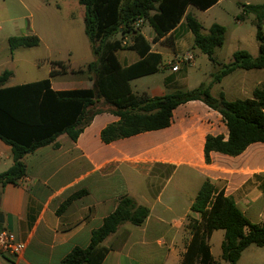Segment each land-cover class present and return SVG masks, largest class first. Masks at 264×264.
<instances>
[{
    "label": "crops",
    "instance_id": "0c3cea01",
    "mask_svg": "<svg viewBox=\"0 0 264 264\" xmlns=\"http://www.w3.org/2000/svg\"><path fill=\"white\" fill-rule=\"evenodd\" d=\"M225 2L236 7L235 19L241 11L240 5L264 7V0H218L207 10H198L207 13ZM190 7H187L186 14H191L188 12ZM246 21L253 25L256 39L254 16L248 14L243 21L236 19L238 24ZM214 23L221 25L217 21ZM138 31L150 45V51L161 55L158 72L148 76L162 72V89L160 93L152 87L135 90L132 83L143 78L140 77L130 81L133 93L153 98L178 90L189 91L202 83V80H196L195 85H189L188 76L179 75L183 65L178 72L170 69L169 63L176 55L192 54L191 51L197 49L193 46L194 36L187 28L184 17L158 40H155V33L147 20ZM207 31L202 34H207ZM121 50L116 55L122 66L139 60L134 51ZM132 52L136 56H132ZM249 54L257 58L259 48L257 53ZM212 57L216 68H221L222 63ZM211 72L204 76V79H210L209 83L214 75ZM12 76L13 73L3 87L16 85L10 84ZM54 78H50L53 90H71L55 89ZM262 83L264 68L236 69L213 83L210 94L215 99L222 96L228 102L249 99ZM92 87L93 81L87 75L85 87L77 89ZM118 120V117L103 110L93 117L76 141L61 134L53 143L24 156L26 176L16 184L0 187V231L14 233L17 240L25 244V249L17 257L0 251V264H61L72 249L88 246L92 231L102 225L104 218L114 211L123 196L147 207L149 215L142 225L124 223L107 237L103 246L108 248V252L101 264H181L191 238L185 222L189 218H197L190 207L206 180L213 184L216 192L223 191L225 196L232 198L252 224H263L264 145L251 144L235 157L212 152L209 163L205 161L203 148L206 137L221 135L226 140L228 136L218 111L201 101H189L173 110L167 128L109 144L102 143V129ZM156 164L174 166V171L160 192L154 195L149 187V178ZM12 165L11 147L0 139V174ZM177 174L192 187L193 195L187 196L176 187L167 192L168 185ZM236 264H264V246L250 245L242 251Z\"/></svg>",
    "mask_w": 264,
    "mask_h": 264
},
{
    "label": "trees",
    "instance_id": "16d2710c",
    "mask_svg": "<svg viewBox=\"0 0 264 264\" xmlns=\"http://www.w3.org/2000/svg\"><path fill=\"white\" fill-rule=\"evenodd\" d=\"M218 0H78L84 8V32L90 44L93 61L77 74H86L93 81L88 89L53 90L50 78L67 73L63 61L51 62L48 78L10 87H3L11 76L9 70L0 75V139L9 145L13 165L0 174V187L16 184L26 176L23 158L34 150L49 145L66 134L76 141L93 117L106 110L119 118L100 132L101 142L109 144L144 132L169 127L172 112L189 101H201L218 111L225 122L228 136L208 135L203 153L209 163L210 153L216 152L235 157L249 145H264V83L249 99L225 101L210 94L213 83L236 69L264 68V7L262 5H240L237 20L243 21L248 14L254 16L259 56L253 58L247 51L238 50L232 60L222 64L213 75L211 83L200 84L189 91H175L159 97L135 94L130 81L158 72L161 55L150 51V45L134 30L132 24L140 17L145 18L158 40L173 30L184 17V22L194 36L193 46L207 55L214 63L213 52L224 42L225 28L213 23L202 34L201 24L186 14L187 7L207 10ZM120 34L130 36L124 48ZM11 52L21 47H36L37 35H17L7 39ZM121 49L134 51L139 60L129 66L119 63L116 52ZM102 100V103L99 101ZM100 104V105H99ZM56 146V145H55ZM174 171V166L156 164L149 178V187L157 195ZM79 194H75L78 196ZM66 205L63 204L60 209ZM60 209L58 212H60ZM197 215L191 218L187 228L191 234L181 264H218L213 260L208 241L216 230L224 231L221 242V259L236 264L242 251L250 245L264 246V222L252 224L237 207L232 198L223 191L216 192L213 184L206 180L201 185L190 207ZM149 209L140 206L127 196L119 198L114 211L104 218L102 225L93 230L88 246L76 247L62 260L61 264H101L108 248L104 241L124 223L134 226L143 224Z\"/></svg>",
    "mask_w": 264,
    "mask_h": 264
},
{
    "label": "rangeland",
    "instance_id": "374dc122",
    "mask_svg": "<svg viewBox=\"0 0 264 264\" xmlns=\"http://www.w3.org/2000/svg\"><path fill=\"white\" fill-rule=\"evenodd\" d=\"M234 10L236 7L229 2L207 13L192 6L188 10L202 25L203 33H206L208 27L216 21L225 28L223 45L216 49L213 55L215 60L222 64L230 62L232 54L238 50L257 53L258 43L253 25L250 21L238 24ZM31 34L38 36L40 40L38 46L21 47L10 51L8 37ZM121 37L117 34L113 38L122 39V45L126 48L130 43V36ZM191 52L195 57V67L186 68V65H183L179 75L188 76L189 85H195L196 80H202L201 84H208L210 79L206 80L204 76L210 71L216 74L220 68H216L207 55L198 49ZM132 56L136 54L132 52ZM57 60L68 66V73L52 80L55 89L85 87L87 75L75 72L85 69L87 64L93 61V55L84 32V8L78 0H0V74L4 70H11L13 76L10 84L38 81L48 78L51 62ZM162 74L160 72L143 77L133 82L132 87L135 90L152 87L154 91L158 90L156 92L160 93ZM175 187L181 188L187 196L193 195L192 187L186 185L179 174L174 176L167 187V192H171ZM190 219L185 222L186 227ZM223 235V230L215 231L209 244L213 258L220 264H228L220 257Z\"/></svg>",
    "mask_w": 264,
    "mask_h": 264
},
{
    "label": "built area",
    "instance_id": "2783aa9c",
    "mask_svg": "<svg viewBox=\"0 0 264 264\" xmlns=\"http://www.w3.org/2000/svg\"><path fill=\"white\" fill-rule=\"evenodd\" d=\"M146 19L143 17L138 18L132 24L134 30H139ZM125 44V43H124ZM195 57L192 54L176 55L173 60L169 63L171 65L172 72H178L182 65L189 67L194 66ZM25 249V244L18 241L15 234L9 231H0V251L10 256L17 257Z\"/></svg>",
    "mask_w": 264,
    "mask_h": 264
},
{
    "label": "water",
    "instance_id": "95a60500",
    "mask_svg": "<svg viewBox=\"0 0 264 264\" xmlns=\"http://www.w3.org/2000/svg\"><path fill=\"white\" fill-rule=\"evenodd\" d=\"M0 87H1V82H0ZM0 222H2V216H1V214H0Z\"/></svg>",
    "mask_w": 264,
    "mask_h": 264
}]
</instances>
